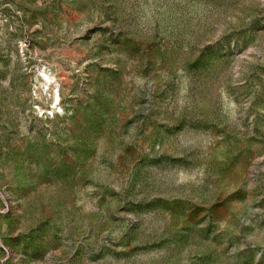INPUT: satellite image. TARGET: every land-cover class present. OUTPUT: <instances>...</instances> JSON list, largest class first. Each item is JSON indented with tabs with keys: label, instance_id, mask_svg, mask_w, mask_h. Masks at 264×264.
<instances>
[{
	"label": "rangeland",
	"instance_id": "obj_1",
	"mask_svg": "<svg viewBox=\"0 0 264 264\" xmlns=\"http://www.w3.org/2000/svg\"><path fill=\"white\" fill-rule=\"evenodd\" d=\"M0 264H264V0H0Z\"/></svg>",
	"mask_w": 264,
	"mask_h": 264
}]
</instances>
